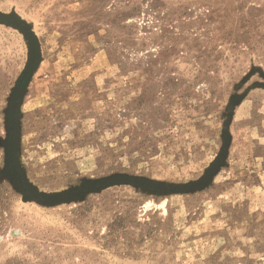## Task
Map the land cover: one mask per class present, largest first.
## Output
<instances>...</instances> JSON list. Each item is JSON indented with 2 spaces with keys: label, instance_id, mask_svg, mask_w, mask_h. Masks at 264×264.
<instances>
[{
  "label": "rangeland",
  "instance_id": "1",
  "mask_svg": "<svg viewBox=\"0 0 264 264\" xmlns=\"http://www.w3.org/2000/svg\"><path fill=\"white\" fill-rule=\"evenodd\" d=\"M0 264H264V0H0Z\"/></svg>",
  "mask_w": 264,
  "mask_h": 264
}]
</instances>
